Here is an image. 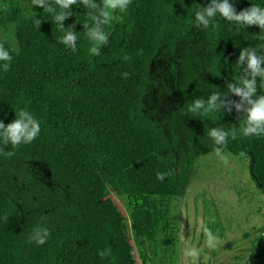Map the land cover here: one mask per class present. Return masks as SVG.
I'll return each instance as SVG.
<instances>
[{
    "label": "trees",
    "instance_id": "obj_1",
    "mask_svg": "<svg viewBox=\"0 0 264 264\" xmlns=\"http://www.w3.org/2000/svg\"><path fill=\"white\" fill-rule=\"evenodd\" d=\"M1 1V0H0ZM102 0H97L101 3ZM236 11L264 0H230ZM166 0H130L111 26L97 56L88 53L82 23L87 9L73 6L64 26L78 33L76 51L59 43L56 24L35 6L20 16L15 27L17 46L11 49L7 71H0V120L14 119L20 108L31 112L40 132L30 143H0V264H138L126 235L125 218L110 198L124 196L132 229L139 238L155 235L167 225V213L156 204L183 196L196 156L220 148L236 157H248L252 181L264 194V136H242L214 145L211 127L227 124L209 116H193V138L176 154V145L161 125L144 113L150 64L157 58L166 23ZM6 15L0 2V27ZM206 28L222 74L247 75L236 59L241 48L255 47L264 29L237 28L219 14ZM127 73V75H124ZM257 94L264 81L257 78ZM185 107L196 97L186 96ZM6 151H13L6 157ZM30 161H42L57 186L70 192L71 212L46 206L32 208L17 181ZM157 172H167L163 180ZM43 225L49 235L43 244L29 240L33 227ZM110 249L101 258L98 250ZM250 264H264V244L250 256Z\"/></svg>",
    "mask_w": 264,
    "mask_h": 264
},
{
    "label": "rangeland",
    "instance_id": "obj_2",
    "mask_svg": "<svg viewBox=\"0 0 264 264\" xmlns=\"http://www.w3.org/2000/svg\"><path fill=\"white\" fill-rule=\"evenodd\" d=\"M5 25L0 37L17 46L15 27L20 16H30L31 0H1ZM209 0H166L167 19L157 58L150 64L144 113L156 120L176 145V154L193 138L186 110V96L218 94L217 109L209 115L233 129L244 112L240 97L228 85L238 81L222 74L206 28L194 26L193 10ZM11 32L13 38L8 37ZM224 102L221 104L220 101ZM17 181L32 208L46 206L57 212H71L70 192L53 183L42 161L27 162ZM110 198L125 218L126 235L138 264H250L252 252L264 244V194L252 181L248 157H236L220 150L196 156L183 196L156 204L167 213V225L155 235L139 238L132 229L127 199L113 191ZM202 226L217 237L209 248ZM198 250L195 259L184 255L186 247Z\"/></svg>",
    "mask_w": 264,
    "mask_h": 264
},
{
    "label": "clouds",
    "instance_id": "obj_3",
    "mask_svg": "<svg viewBox=\"0 0 264 264\" xmlns=\"http://www.w3.org/2000/svg\"><path fill=\"white\" fill-rule=\"evenodd\" d=\"M130 0H31V4L42 9L47 17L51 18L56 24L58 31L61 33L57 40L71 51H76V41L78 33L73 30V26H64L66 18L71 16L72 7L83 6L87 9L85 16L87 19L82 23L83 35L89 41L88 53L97 56L100 48L105 45L108 40V32L105 26H111L113 21H118L119 16L113 15V10H119L121 13L126 11ZM219 14L225 20L232 21L237 28H245L246 26L256 25L259 30L264 29V6L252 4L247 8L236 11L230 0H209V5L200 8L198 5L193 10L194 26L207 27L210 22L215 26L214 18ZM32 23L36 29L41 24V18H37L35 12L32 13ZM8 37L13 38L12 33H8ZM257 39L262 41L255 47L241 48L236 63L243 66V71H247V75H241L237 86L228 85L231 93L240 97L241 103L234 106L239 111L243 105L242 126L239 134L242 136H264V95L257 94V78L264 81V36L258 35ZM11 49L5 48L0 44V71H7L9 62L12 60ZM127 75V73H124ZM218 94L213 93L205 100L202 97H194L187 105V112L193 116L207 117L213 109H217ZM224 101L221 100L222 104ZM40 132V123L35 116L20 108L14 113V119L5 124L0 120V143L10 144L13 149L17 145L30 143ZM207 135L211 138L214 145H223L228 138L235 139L237 132L229 127L225 130L223 127H211L208 129ZM216 152H220V148H216ZM13 151H6L4 155L11 157ZM167 172H157L156 179L163 180L167 176ZM202 230L206 237L205 243L209 248L215 247L217 237L207 227L202 226ZM48 228L43 225L33 227L29 240L37 245L43 244L48 238ZM97 255L101 258L110 256V249L105 248L98 250ZM184 255L195 259L198 250L188 246L184 250Z\"/></svg>",
    "mask_w": 264,
    "mask_h": 264
}]
</instances>
